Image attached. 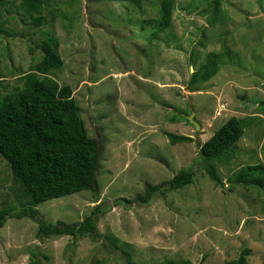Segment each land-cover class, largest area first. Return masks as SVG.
Segmentation results:
<instances>
[{
  "label": "rangeland",
  "instance_id": "obj_1",
  "mask_svg": "<svg viewBox=\"0 0 264 264\" xmlns=\"http://www.w3.org/2000/svg\"><path fill=\"white\" fill-rule=\"evenodd\" d=\"M22 1L0 3V94L23 86L51 31L64 66L49 75L72 86L89 135L104 146L98 201L84 190L40 203L39 214L76 223L101 202L112 207L97 222V240L42 236L36 220L9 219L0 264H31L34 253L39 264H226L246 247L247 264H264V188L233 181L241 168L264 164V0H222L214 24L215 0H175L170 26L157 35L150 21L162 0H47L41 26ZM212 52L223 61L217 74L192 87ZM193 112L199 129L182 117ZM232 116L246 128L233 158L216 163L221 185L203 169L200 147ZM166 132L193 141L172 144ZM181 169L194 170L192 184L149 205L114 204ZM28 199L0 154V208ZM110 233L119 249L104 244Z\"/></svg>",
  "mask_w": 264,
  "mask_h": 264
},
{
  "label": "trees",
  "instance_id": "obj_2",
  "mask_svg": "<svg viewBox=\"0 0 264 264\" xmlns=\"http://www.w3.org/2000/svg\"><path fill=\"white\" fill-rule=\"evenodd\" d=\"M6 0H0L5 3ZM175 0H162L160 14L150 21L153 35L168 28L172 22ZM222 0H215V13L210 23L214 24L221 11ZM47 0H23L21 8L31 18L34 26L45 23ZM0 31H4L0 24ZM44 56L23 76L24 84L15 91L0 94V154L8 161L16 178L23 185L29 199L19 208H0V229L9 219L32 218L38 222V234L42 236L72 237L100 236L97 222L112 206L106 202L97 204L86 218L76 223H52L43 219L37 206L52 198L76 192L99 189L97 174L104 146L99 139L89 135L85 120L73 95L71 85L60 83L49 75L51 70L64 66L59 52L60 42L51 31H47L39 44ZM33 52L34 49L31 48ZM223 63L219 53L212 52L199 70L191 74L189 84L193 86L207 82L217 74ZM183 118L187 119L185 115ZM246 128L244 118L230 117L200 147L202 167L217 184H223L218 172L217 161L232 159L235 148ZM172 144L193 141V138L172 132L165 133ZM193 169H181L172 179L157 184L147 182L145 190L133 199L120 197L114 204L133 203L149 205L157 194L166 196L169 192L192 184ZM233 181L245 186L264 188V164L248 165L236 172ZM105 242L119 249V238L110 233ZM122 249L130 255L125 244ZM251 249H243L238 258L226 264H247ZM132 264H134L131 261ZM173 263V262H172ZM31 264H39L36 253Z\"/></svg>",
  "mask_w": 264,
  "mask_h": 264
},
{
  "label": "water",
  "instance_id": "obj_3",
  "mask_svg": "<svg viewBox=\"0 0 264 264\" xmlns=\"http://www.w3.org/2000/svg\"><path fill=\"white\" fill-rule=\"evenodd\" d=\"M194 115L195 113H191L190 115H187L186 117L188 118V120H190L195 126L197 129L200 128V124L196 121V119L194 118ZM99 199L98 197V188L97 186L95 187V201L97 202Z\"/></svg>",
  "mask_w": 264,
  "mask_h": 264
}]
</instances>
